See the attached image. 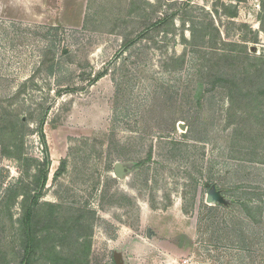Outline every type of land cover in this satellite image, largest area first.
<instances>
[{
	"label": "rangeland",
	"instance_id": "1",
	"mask_svg": "<svg viewBox=\"0 0 264 264\" xmlns=\"http://www.w3.org/2000/svg\"><path fill=\"white\" fill-rule=\"evenodd\" d=\"M14 1L0 0V264H264L261 0Z\"/></svg>",
	"mask_w": 264,
	"mask_h": 264
},
{
	"label": "trees",
	"instance_id": "2",
	"mask_svg": "<svg viewBox=\"0 0 264 264\" xmlns=\"http://www.w3.org/2000/svg\"><path fill=\"white\" fill-rule=\"evenodd\" d=\"M261 11L259 13L258 16V20L260 24H263V20H262V16H263V11H264V0H261ZM175 13H173L174 15ZM230 17H234L233 15H229ZM192 26V25H191ZM212 27V32H213V40L214 39H218L220 38V32L219 29L214 26V24H211ZM191 29L189 30L190 32V36H194V26L190 27ZM205 34V33H204ZM203 36V35H202ZM214 40V41H216ZM224 43V42H223ZM101 73H98L96 76L95 80H98L101 77ZM218 80H220V78L218 77ZM43 124L44 121L41 119L38 123V135H39V139L41 141V144L43 145V168L39 173V177H38V185H44L45 180H46V172H47V166L49 164V159H48V149H47V144L45 141V135L43 132ZM37 194V193H36ZM34 202V198L31 200V202ZM23 213H22V224H23V230H24V235H25V244H24V248H25V254H29L32 251V241H33V237H32V232H31V228H30V219H31V206L28 203L27 205H25L23 207Z\"/></svg>",
	"mask_w": 264,
	"mask_h": 264
},
{
	"label": "water",
	"instance_id": "3",
	"mask_svg": "<svg viewBox=\"0 0 264 264\" xmlns=\"http://www.w3.org/2000/svg\"><path fill=\"white\" fill-rule=\"evenodd\" d=\"M178 127L181 128V129H184V124L183 123H178ZM120 168H121V165L120 164H116L115 165V171L117 174H120ZM217 199L216 197V193H215V190H214V187H211L207 193V196H206V202L207 203H212L214 202L215 200Z\"/></svg>",
	"mask_w": 264,
	"mask_h": 264
},
{
	"label": "crops",
	"instance_id": "4",
	"mask_svg": "<svg viewBox=\"0 0 264 264\" xmlns=\"http://www.w3.org/2000/svg\"><path fill=\"white\" fill-rule=\"evenodd\" d=\"M11 1H13V0H11ZM14 2H18V0H15ZM12 3V2H11ZM42 4V2L40 3V5ZM24 6V5H23ZM22 7V6H21ZM58 26V25H57Z\"/></svg>",
	"mask_w": 264,
	"mask_h": 264
}]
</instances>
